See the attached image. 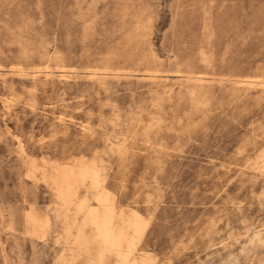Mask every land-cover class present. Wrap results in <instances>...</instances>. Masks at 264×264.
<instances>
[{
    "label": "rangeland",
    "instance_id": "rangeland-1",
    "mask_svg": "<svg viewBox=\"0 0 264 264\" xmlns=\"http://www.w3.org/2000/svg\"><path fill=\"white\" fill-rule=\"evenodd\" d=\"M0 264H264V0H0Z\"/></svg>",
    "mask_w": 264,
    "mask_h": 264
},
{
    "label": "bare ground",
    "instance_id": "bare-ground-1",
    "mask_svg": "<svg viewBox=\"0 0 264 264\" xmlns=\"http://www.w3.org/2000/svg\"><path fill=\"white\" fill-rule=\"evenodd\" d=\"M63 71H64V70H63ZM51 75H52V72H49V73L46 74V76H48V77L51 76ZM46 76H45V78H47ZM35 77H36V76H35ZM62 77H63V78H67V74H66V73H63V74H62ZM241 85H242V87H246V86H250V87H251V86H252L251 83H250V84H248V83H242ZM9 99H10V97H9ZM9 99L7 100V105H8L9 102H10ZM11 105H12V104H11ZM7 107H8V106H7ZM11 107H12V106H11ZM59 117H60V116H59ZM59 119L63 120V117H61V118H59Z\"/></svg>",
    "mask_w": 264,
    "mask_h": 264
}]
</instances>
